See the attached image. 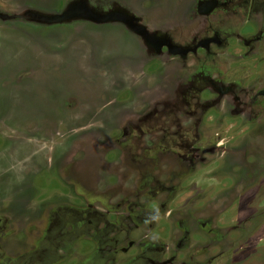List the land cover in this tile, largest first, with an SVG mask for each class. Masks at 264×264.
I'll return each instance as SVG.
<instances>
[{
	"label": "rangeland",
	"instance_id": "1",
	"mask_svg": "<svg viewBox=\"0 0 264 264\" xmlns=\"http://www.w3.org/2000/svg\"><path fill=\"white\" fill-rule=\"evenodd\" d=\"M0 264H264V0H0Z\"/></svg>",
	"mask_w": 264,
	"mask_h": 264
}]
</instances>
